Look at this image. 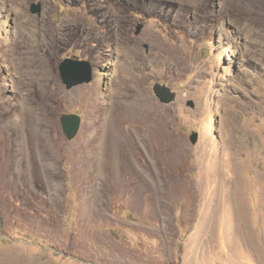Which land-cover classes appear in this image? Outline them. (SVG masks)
<instances>
[{
  "label": "rangeland",
  "instance_id": "1",
  "mask_svg": "<svg viewBox=\"0 0 264 264\" xmlns=\"http://www.w3.org/2000/svg\"><path fill=\"white\" fill-rule=\"evenodd\" d=\"M44 40L59 94L30 92L51 158L19 161L12 54ZM68 58L94 80L68 90ZM126 68L150 111L111 115L123 142L100 152ZM66 114L83 118L73 141ZM0 264H264V0H0Z\"/></svg>",
  "mask_w": 264,
  "mask_h": 264
},
{
  "label": "bare ground",
  "instance_id": "2",
  "mask_svg": "<svg viewBox=\"0 0 264 264\" xmlns=\"http://www.w3.org/2000/svg\"><path fill=\"white\" fill-rule=\"evenodd\" d=\"M80 26L81 24L79 22H76L75 25L68 24L63 28L69 27L71 30L74 27ZM54 33L55 34L53 36H56L55 38H57L60 43L69 35L68 32L64 33V31L61 32L59 29H56ZM46 49L47 45L44 40L43 42L37 43L36 49H34L33 47L32 50L28 51L16 50L13 51L12 54V64L13 70L15 72L14 76L19 80L18 95L21 108L19 117H17V119H14L13 121L14 132L17 141V145L15 147L17 151L16 158L19 161H26L29 157L31 158L32 156H36L38 154L40 158H51V155L48 152V136L52 134L53 126L49 117V109L40 101H35V98H33L30 92L32 91L30 90L31 86L37 84L39 81L41 83L43 82L42 84L44 87V84L46 83H53L55 88L53 89L54 93L52 94H59L58 91L60 85L52 70L54 68L55 60L46 53ZM128 72L129 69L126 68L122 73L118 75L119 80L116 82L115 91L113 92L114 94L111 97L108 117L105 119L103 129L100 130L103 135L102 137L104 138L105 135L107 137L105 142H100L99 145H97L100 152L102 150H105L106 147H109L108 149H110L112 146L116 145V143L123 142L121 136L118 133L114 132L117 128H115L114 130L113 126L115 125H113L114 123L112 122L116 119L113 117L114 119L112 120L111 115L117 113L128 120H139L150 111V103H148L146 97L143 94H138L137 97L131 98L129 97V93H127L128 91H125L128 90L130 81L128 78ZM133 78L135 77L133 76ZM45 91L47 92V89ZM46 92L41 93L46 94ZM51 92L52 91H50V93ZM54 98H56V96ZM112 149L114 150V148Z\"/></svg>",
  "mask_w": 264,
  "mask_h": 264
},
{
  "label": "water",
  "instance_id": "3",
  "mask_svg": "<svg viewBox=\"0 0 264 264\" xmlns=\"http://www.w3.org/2000/svg\"><path fill=\"white\" fill-rule=\"evenodd\" d=\"M32 13L41 15L42 4H34L32 7ZM142 29L143 27L139 26L136 34L139 35ZM60 73L68 90L83 84H89L94 80V70L91 63L88 61H80L71 58L65 59L61 63ZM154 92L162 104L169 105L174 103L177 99V94L173 92L171 88L160 83H157L154 86ZM189 105L194 107L193 102H190ZM61 123L66 137L69 141H73L80 133L83 118L77 114H66L62 116ZM191 141L193 144H197L198 135L193 134L191 136Z\"/></svg>",
  "mask_w": 264,
  "mask_h": 264
}]
</instances>
